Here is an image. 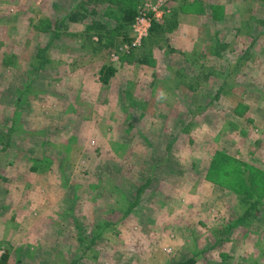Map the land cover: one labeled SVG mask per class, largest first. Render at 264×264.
Listing matches in <instances>:
<instances>
[{
  "label": "rangeland",
  "instance_id": "rangeland-1",
  "mask_svg": "<svg viewBox=\"0 0 264 264\" xmlns=\"http://www.w3.org/2000/svg\"><path fill=\"white\" fill-rule=\"evenodd\" d=\"M80 1L0 0V264H264V197L242 220L230 177H206L221 153L264 169V0L90 4L137 9L101 43L66 18Z\"/></svg>",
  "mask_w": 264,
  "mask_h": 264
},
{
  "label": "trees",
  "instance_id": "trees-1",
  "mask_svg": "<svg viewBox=\"0 0 264 264\" xmlns=\"http://www.w3.org/2000/svg\"><path fill=\"white\" fill-rule=\"evenodd\" d=\"M106 0H84L83 4L75 9H72L68 12L66 18L72 22H82L86 25L87 31H96L99 36L100 43L104 41L107 37H110L113 32L115 31V26L120 28L121 30H128L133 23L135 15L137 13V9L135 4L130 3L127 6L120 7V14L115 12V10H109L107 12L104 11L103 14H99L96 8H90L91 5H98L100 2L103 4ZM120 0H117L118 8L120 6ZM82 2V1H81ZM123 1L122 3H125ZM98 3V4H97ZM210 9L212 10L211 19L213 22H221L222 20L225 21V7L221 4H210ZM206 8L201 5V11H205ZM115 20V25L112 23ZM113 24V25H112ZM157 26L160 27L158 22H154L152 29H156ZM206 26V25H205ZM208 26V25H207ZM206 26V27H207ZM160 29V28H158ZM205 33H210V31H205ZM212 36V35H211ZM127 37V36H126ZM219 41V40H218ZM216 42L215 48L217 50V54H220L223 49L225 48V44L222 41ZM112 41L109 42L111 45ZM40 52V51H39ZM138 62L140 63H147V55H144L143 58H138ZM39 70V68H38ZM116 69L113 66L106 65L101 69V81L104 85H107L110 82L112 76H114ZM214 72H209L208 75L210 76ZM178 77L184 79L187 74H183L177 72ZM207 77V76H205ZM185 82V81H182ZM181 82V83H182ZM188 84L186 86L189 90H195L196 86L199 84V81L191 82L186 81ZM180 83V84H181ZM230 161H232V168L227 170V167L230 166ZM224 178L226 176L230 177L231 181L229 186L233 193H236L241 197V208L243 210V219L246 220L247 217H252L253 209L260 208L263 204H261L260 200L262 201L264 197V169L252 165L244 160H240L236 157L228 155L226 158L225 154H218L213 159V162L210 164L209 172L206 175L211 180H217L216 176ZM7 256H3L1 262L6 263ZM196 261L193 257L188 259L179 261L174 264H195Z\"/></svg>",
  "mask_w": 264,
  "mask_h": 264
},
{
  "label": "built area",
  "instance_id": "built-area-1",
  "mask_svg": "<svg viewBox=\"0 0 264 264\" xmlns=\"http://www.w3.org/2000/svg\"><path fill=\"white\" fill-rule=\"evenodd\" d=\"M165 0H158V2L155 4H148V7H150V10L153 11L158 17H161L163 14V11L160 9L161 4ZM149 10V11H150ZM151 27V21L147 17V11L141 10L138 12V16L135 19L134 23V39L131 45L126 44L125 50L128 52L131 47H138L141 45L142 38L147 35L148 29ZM113 57L118 58L117 55L113 54Z\"/></svg>",
  "mask_w": 264,
  "mask_h": 264
},
{
  "label": "crops",
  "instance_id": "crops-1",
  "mask_svg": "<svg viewBox=\"0 0 264 264\" xmlns=\"http://www.w3.org/2000/svg\"><path fill=\"white\" fill-rule=\"evenodd\" d=\"M81 1H83V0H81ZM80 1V2H81ZM214 2V1H213ZM215 3V2H214ZM77 5L78 4H76L75 5V7L74 8H76L77 7ZM72 10V9H71ZM167 15V14H166ZM184 15H187V14H184ZM166 17V16H165ZM179 18H180V16H179ZM183 19L182 20H180L181 21V23H179V26L177 27V29H175L174 30V32H173V34H172V36H174L175 35V33H177V34H182V36H177V35H175L176 36V38H177V40H179V41H189V39L190 38H192V37H194V35L196 34V29H195V27H194V25L192 24V25H190V24H185L184 23V21H185V19L186 18H184V17H182ZM72 22V21H71ZM75 24H84V23H82V22H74ZM191 30V31H190ZM195 33V34H194ZM171 43V42H170ZM171 44H173V43H171ZM101 71V70H100ZM103 85V84H102ZM8 259V258H7Z\"/></svg>",
  "mask_w": 264,
  "mask_h": 264
}]
</instances>
